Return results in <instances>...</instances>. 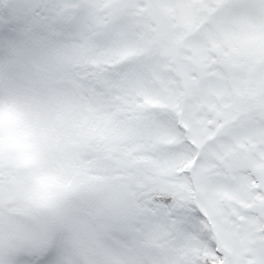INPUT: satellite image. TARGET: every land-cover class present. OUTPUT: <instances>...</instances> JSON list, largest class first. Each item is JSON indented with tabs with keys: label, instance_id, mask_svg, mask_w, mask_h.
Wrapping results in <instances>:
<instances>
[{
	"label": "snow or ice",
	"instance_id": "1",
	"mask_svg": "<svg viewBox=\"0 0 264 264\" xmlns=\"http://www.w3.org/2000/svg\"><path fill=\"white\" fill-rule=\"evenodd\" d=\"M0 264H264V0H0Z\"/></svg>",
	"mask_w": 264,
	"mask_h": 264
},
{
	"label": "clouds",
	"instance_id": "2",
	"mask_svg": "<svg viewBox=\"0 0 264 264\" xmlns=\"http://www.w3.org/2000/svg\"><path fill=\"white\" fill-rule=\"evenodd\" d=\"M53 193H55V189H53Z\"/></svg>",
	"mask_w": 264,
	"mask_h": 264
}]
</instances>
